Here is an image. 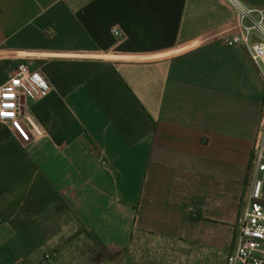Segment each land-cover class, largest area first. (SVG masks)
Instances as JSON below:
<instances>
[{"label": "crops", "instance_id": "0c3cea01", "mask_svg": "<svg viewBox=\"0 0 264 264\" xmlns=\"http://www.w3.org/2000/svg\"><path fill=\"white\" fill-rule=\"evenodd\" d=\"M235 20L225 0H0V87L20 62L50 84L22 97L30 142L0 122V264L167 245L226 264L264 107L247 50L219 40Z\"/></svg>", "mask_w": 264, "mask_h": 264}, {"label": "built area", "instance_id": "2783aa9c", "mask_svg": "<svg viewBox=\"0 0 264 264\" xmlns=\"http://www.w3.org/2000/svg\"><path fill=\"white\" fill-rule=\"evenodd\" d=\"M225 1L235 10L236 20L219 40L227 47H244L264 82V8L249 9L238 0ZM113 32L121 36L118 26ZM49 89L50 84L40 71L32 70L26 62L18 63L0 87V113H11L0 115V122L9 124L24 143L30 142L31 135L22 122V97L39 99ZM260 130L252 150L251 188L241 204L226 264H264V107Z\"/></svg>", "mask_w": 264, "mask_h": 264}, {"label": "rangeland", "instance_id": "374dc122", "mask_svg": "<svg viewBox=\"0 0 264 264\" xmlns=\"http://www.w3.org/2000/svg\"><path fill=\"white\" fill-rule=\"evenodd\" d=\"M14 65L12 64L13 67ZM191 262L193 261L179 257L178 254L171 249L170 245L164 246L162 251L156 252L154 259V264H191ZM216 262L217 264H225L224 259Z\"/></svg>", "mask_w": 264, "mask_h": 264}, {"label": "snow or ice", "instance_id": "6c2138e0", "mask_svg": "<svg viewBox=\"0 0 264 264\" xmlns=\"http://www.w3.org/2000/svg\"><path fill=\"white\" fill-rule=\"evenodd\" d=\"M0 115H11V113H0Z\"/></svg>", "mask_w": 264, "mask_h": 264}, {"label": "water", "instance_id": "95a60500", "mask_svg": "<svg viewBox=\"0 0 264 264\" xmlns=\"http://www.w3.org/2000/svg\"><path fill=\"white\" fill-rule=\"evenodd\" d=\"M21 102H22V100H21Z\"/></svg>", "mask_w": 264, "mask_h": 264}]
</instances>
